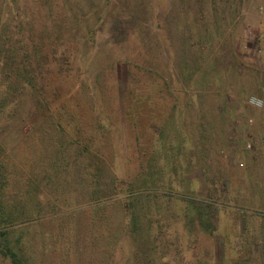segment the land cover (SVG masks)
Masks as SVG:
<instances>
[{
    "label": "rangeland",
    "instance_id": "rangeland-1",
    "mask_svg": "<svg viewBox=\"0 0 264 264\" xmlns=\"http://www.w3.org/2000/svg\"><path fill=\"white\" fill-rule=\"evenodd\" d=\"M263 12L264 0H0V39L47 56L36 90L0 83V264L6 245L27 264L127 260L130 193L159 195L138 208L167 216L172 241L176 198L212 206L222 264H264V153L247 128L262 111L248 98ZM195 242L210 260L212 241Z\"/></svg>",
    "mask_w": 264,
    "mask_h": 264
},
{
    "label": "trees",
    "instance_id": "trees-1",
    "mask_svg": "<svg viewBox=\"0 0 264 264\" xmlns=\"http://www.w3.org/2000/svg\"><path fill=\"white\" fill-rule=\"evenodd\" d=\"M23 42V39H0V83L7 90H20V87L23 90L26 88L36 90L39 76L38 72L34 70L40 69V66L46 63L47 56L40 53L38 49L39 45H34L33 55H27L23 50V46L25 45V42ZM4 43H11L13 54H4L2 50ZM3 100L6 101L7 97H4ZM1 107L2 100L0 101ZM115 187L116 182L113 181L110 189L114 192L116 191ZM102 190V181L97 179L95 181L93 198H97L102 193ZM153 196L159 197V195H155L154 193H130L124 197L127 208L123 207V229L127 228L124 233L128 241L129 252L127 253V260L124 259V255H120L121 260L118 263L115 262L118 256H112L111 259L113 261H111V264H222L225 261V258L222 261V258L219 255L217 256V224L212 206L207 205V208L198 207L194 201L186 200L185 196H183V200L176 198L182 206L186 207V210L183 217L180 218L181 229L175 232L176 239L172 241L173 239L169 238L170 235L166 227L160 224H164L169 220L167 216L159 221H155L151 217L150 208L145 210L138 208L140 200L143 199L148 206ZM161 197L166 200L167 204L172 199L170 195H163ZM106 206L107 203L105 202L102 208L104 209ZM122 230H118V243L121 240L119 235H121ZM200 235H206L212 241L213 249L207 252L210 260L204 261L195 257V255H199V249L195 241L200 238ZM6 246L1 249V253L4 257L9 258L12 264H27L19 249ZM115 246L114 250L117 249V245ZM188 255H191L193 258L189 259Z\"/></svg>",
    "mask_w": 264,
    "mask_h": 264
},
{
    "label": "crops",
    "instance_id": "crops-1",
    "mask_svg": "<svg viewBox=\"0 0 264 264\" xmlns=\"http://www.w3.org/2000/svg\"><path fill=\"white\" fill-rule=\"evenodd\" d=\"M264 13V12H263ZM257 26L256 32V43L252 47L259 51L260 54V69L255 66L252 69L255 71L253 76L254 85L251 89V93L263 97L264 99V23ZM250 26H248L249 28ZM251 46V43L247 42V45ZM240 72V76H241ZM247 128H250L252 133L251 136L255 140V143L260 146L261 151L264 153V111H254L247 117ZM257 148V147H256ZM264 160V157H263Z\"/></svg>",
    "mask_w": 264,
    "mask_h": 264
},
{
    "label": "built area",
    "instance_id": "built-area-1",
    "mask_svg": "<svg viewBox=\"0 0 264 264\" xmlns=\"http://www.w3.org/2000/svg\"><path fill=\"white\" fill-rule=\"evenodd\" d=\"M248 104L257 109L264 111V99L258 96H250L248 98Z\"/></svg>",
    "mask_w": 264,
    "mask_h": 264
}]
</instances>
